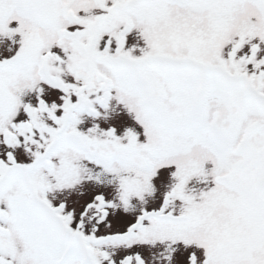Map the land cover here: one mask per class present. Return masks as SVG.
I'll return each instance as SVG.
<instances>
[{
	"label": "snow or ice",
	"instance_id": "6c2138e0",
	"mask_svg": "<svg viewBox=\"0 0 264 264\" xmlns=\"http://www.w3.org/2000/svg\"><path fill=\"white\" fill-rule=\"evenodd\" d=\"M0 264H264V0H0Z\"/></svg>",
	"mask_w": 264,
	"mask_h": 264
}]
</instances>
